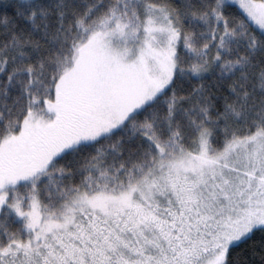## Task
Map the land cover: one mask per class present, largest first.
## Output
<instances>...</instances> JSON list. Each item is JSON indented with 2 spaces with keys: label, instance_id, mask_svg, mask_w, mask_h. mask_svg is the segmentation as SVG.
I'll list each match as a JSON object with an SVG mask.
<instances>
[{
  "label": "snow or ice",
  "instance_id": "1",
  "mask_svg": "<svg viewBox=\"0 0 264 264\" xmlns=\"http://www.w3.org/2000/svg\"><path fill=\"white\" fill-rule=\"evenodd\" d=\"M0 264H264V0H0Z\"/></svg>",
  "mask_w": 264,
  "mask_h": 264
}]
</instances>
